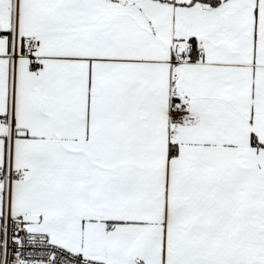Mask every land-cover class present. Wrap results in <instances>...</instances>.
I'll list each match as a JSON object with an SVG mask.
<instances>
[{
    "label": "snow or ice",
    "instance_id": "6c2138e0",
    "mask_svg": "<svg viewBox=\"0 0 264 264\" xmlns=\"http://www.w3.org/2000/svg\"><path fill=\"white\" fill-rule=\"evenodd\" d=\"M0 264H264V0H0Z\"/></svg>",
    "mask_w": 264,
    "mask_h": 264
}]
</instances>
